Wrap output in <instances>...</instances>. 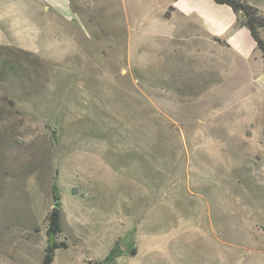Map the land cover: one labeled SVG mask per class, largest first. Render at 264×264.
<instances>
[{
    "label": "rangeland",
    "instance_id": "374dc122",
    "mask_svg": "<svg viewBox=\"0 0 264 264\" xmlns=\"http://www.w3.org/2000/svg\"><path fill=\"white\" fill-rule=\"evenodd\" d=\"M176 1L0 0V264H41L54 180L51 264H264V61Z\"/></svg>",
    "mask_w": 264,
    "mask_h": 264
},
{
    "label": "crops",
    "instance_id": "0c3cea01",
    "mask_svg": "<svg viewBox=\"0 0 264 264\" xmlns=\"http://www.w3.org/2000/svg\"><path fill=\"white\" fill-rule=\"evenodd\" d=\"M20 1L21 4L25 2V0ZM40 1L30 0L25 3L35 7L39 6ZM42 1L47 5L45 7L53 9L66 19H68L66 16L71 15L69 0ZM247 1L254 4V0ZM18 2L19 0H15L16 4ZM175 4V6L168 4L166 7L172 6V10L197 22L210 36L223 39L237 56L248 59L257 51L249 31L245 26L237 23V17L229 6L217 4L214 0H177Z\"/></svg>",
    "mask_w": 264,
    "mask_h": 264
},
{
    "label": "trees",
    "instance_id": "16d2710c",
    "mask_svg": "<svg viewBox=\"0 0 264 264\" xmlns=\"http://www.w3.org/2000/svg\"><path fill=\"white\" fill-rule=\"evenodd\" d=\"M217 4H223L229 6L234 14L236 15V21L239 25H243L249 31L252 39L255 42L256 49L260 51L261 58L264 61V38L261 36V30H264V17L261 15L259 9L250 4L247 0H214ZM173 9L172 6H168L167 10ZM167 14V11L165 15ZM216 41L221 42L223 45L227 43L217 37L212 36ZM51 197L52 205L47 214L46 222V245L43 252V257L41 264H51L54 258L55 251L60 248H66L67 243L62 240H58L60 233L62 232L61 224V212H62V195L61 190L54 180L51 184ZM129 232L127 236H130ZM125 250L121 245L115 243L108 251L106 256L103 259V262L112 264V262L122 255L124 252H127L130 255L136 253V247L132 241L124 245ZM91 264H97L92 262Z\"/></svg>",
    "mask_w": 264,
    "mask_h": 264
}]
</instances>
